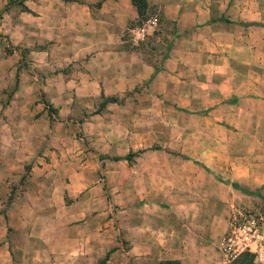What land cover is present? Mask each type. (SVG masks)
I'll return each instance as SVG.
<instances>
[{"label":"crops","instance_id":"obj_1","mask_svg":"<svg viewBox=\"0 0 264 264\" xmlns=\"http://www.w3.org/2000/svg\"><path fill=\"white\" fill-rule=\"evenodd\" d=\"M143 1L155 28L173 33L167 68L192 71L185 76L204 79L200 88L213 93L216 125L229 130L220 140L263 142L264 0ZM142 20L132 0H0V264L14 254L27 255L22 264H45L51 254L54 264H96L107 253L104 264H216L228 228L223 207L239 206L224 187L264 190L263 144L233 149L225 168L166 166L165 185L150 177L145 188L131 177L119 188L100 179L110 157L128 152L115 145L73 163L79 137L66 126L89 131L101 121L93 112L99 95L153 74L147 35L135 46L129 38ZM64 141L69 151L57 144Z\"/></svg>","mask_w":264,"mask_h":264},{"label":"rangeland","instance_id":"obj_2","mask_svg":"<svg viewBox=\"0 0 264 264\" xmlns=\"http://www.w3.org/2000/svg\"><path fill=\"white\" fill-rule=\"evenodd\" d=\"M151 16L146 15L143 19L151 18ZM160 29L161 27H156L150 30L144 42L146 47H142L144 51H148L145 59L154 66L153 74L143 78L140 84L127 88L121 94L99 95L93 112L100 116L101 121L93 124V128L89 131L87 126L81 125L65 128L67 133L74 134V139L76 136L79 137L77 145L75 142L72 144L73 149L75 145L77 146L76 151L79 156L77 158L79 160L76 159L73 163L85 162L94 152L92 147L97 152L96 149L104 144L115 145L120 149L119 153L128 151L123 158L112 156L108 159L111 165L108 174L100 172L104 166V163H101L103 157L96 154L94 156L100 179L111 187L119 188L126 185L125 182L130 177L132 179L130 184H134L136 180L135 188L148 186L150 177L159 178V182L164 186L169 175L162 173L160 169L166 166L196 165L206 168L207 163L225 168L228 165L226 164L229 161L228 157L231 155L230 151L233 149L240 153L246 151L248 147L254 149L256 145L259 147H261L260 144L264 145V141L259 144L248 143L245 140L236 143L220 140L221 137H226L225 134H228L229 130L228 127L216 125L220 123L218 113L221 111L214 110L216 104L210 106L214 102L213 93L208 94L204 88H200L204 79L185 76L192 74V71H183V68L178 66L167 68L166 56L170 49L167 43H170L173 33L170 30L167 31L166 37L162 35ZM132 45L135 46V44ZM249 123L252 122L249 121ZM244 124V127L248 126L246 119ZM260 130L263 132L260 134L264 137V126L260 127ZM57 144L61 145L64 151H69L71 148L69 142ZM67 160L70 159L66 158L65 161ZM122 166L134 167L136 170L133 169V173L126 174L121 169ZM150 167H156L159 170L155 169L152 173ZM223 181L228 180L223 177ZM255 190L254 196H250L247 192L254 190L240 191V189L232 188L228 190L224 187V196L234 199L239 206L223 207L229 217L228 228L221 237L231 232L233 228L250 226L251 221L255 223V228L260 231L264 229V190ZM105 194L106 199L113 196V194L109 195L107 188ZM37 209L42 212V208L37 207ZM218 242L219 240L216 245ZM15 244L20 243L16 240ZM216 251V264L263 263L250 252H243L231 260L226 259L217 246ZM54 257L55 254L47 255L44 263L54 264ZM110 257L107 253L96 264H104L105 261L110 260ZM26 258L25 254H14L12 264H22L23 259L26 260ZM114 261L118 263L119 259L116 258Z\"/></svg>","mask_w":264,"mask_h":264},{"label":"built area","instance_id":"obj_3","mask_svg":"<svg viewBox=\"0 0 264 264\" xmlns=\"http://www.w3.org/2000/svg\"><path fill=\"white\" fill-rule=\"evenodd\" d=\"M156 24V18L151 17L130 28L128 33L131 43L136 45L141 42ZM254 226L255 223L251 221L250 226L233 228L231 232L219 239L217 248L222 251L226 259L232 260L243 252H250L264 264V229L260 231Z\"/></svg>","mask_w":264,"mask_h":264},{"label":"trees","instance_id":"obj_4","mask_svg":"<svg viewBox=\"0 0 264 264\" xmlns=\"http://www.w3.org/2000/svg\"><path fill=\"white\" fill-rule=\"evenodd\" d=\"M132 3L136 6V9L138 11V16L140 19L144 18V1L143 0H132ZM160 264H177L175 262H160Z\"/></svg>","mask_w":264,"mask_h":264}]
</instances>
